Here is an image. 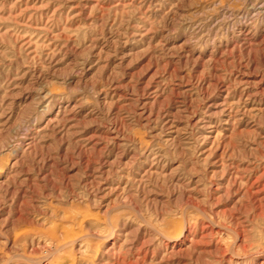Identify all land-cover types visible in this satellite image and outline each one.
Masks as SVG:
<instances>
[{
  "label": "rangeland",
  "instance_id": "1",
  "mask_svg": "<svg viewBox=\"0 0 264 264\" xmlns=\"http://www.w3.org/2000/svg\"><path fill=\"white\" fill-rule=\"evenodd\" d=\"M0 264H264V0H0Z\"/></svg>",
  "mask_w": 264,
  "mask_h": 264
}]
</instances>
